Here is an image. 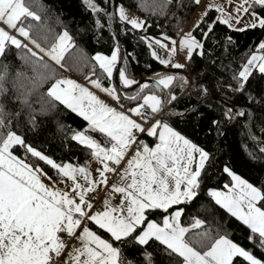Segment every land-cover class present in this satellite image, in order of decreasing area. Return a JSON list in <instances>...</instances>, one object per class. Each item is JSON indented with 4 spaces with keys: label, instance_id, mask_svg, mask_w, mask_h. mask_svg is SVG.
Listing matches in <instances>:
<instances>
[{
    "label": "snow or ice",
    "instance_id": "snow-or-ice-1",
    "mask_svg": "<svg viewBox=\"0 0 264 264\" xmlns=\"http://www.w3.org/2000/svg\"><path fill=\"white\" fill-rule=\"evenodd\" d=\"M199 2L195 0L196 4ZM83 3L97 17L103 14L111 20L118 13L120 21L127 22L133 29L144 27V21L130 19L125 8L122 5L117 7L113 0H102L104 7L94 0H83ZM235 10L250 15L251 21L245 25L246 28L264 29V0H244ZM29 17L39 19L24 0H0V24L3 25L0 26V56L9 46L22 47L21 40L12 34L13 31L29 38V31L23 26L24 20ZM217 19L232 27L230 17ZM205 23L206 28H201L199 23L196 25L200 39L189 32L179 41L180 47L187 50L189 61L196 50L200 56L205 55L204 45L210 39L216 21ZM95 26L97 29L102 27L99 18L95 20ZM142 39L148 41V48L152 47L149 37ZM163 39L171 40L167 36ZM71 40L72 37L65 31L59 37V42L49 50L41 48L34 40L32 43L40 52L60 64L71 46ZM225 40L227 44L233 43L231 36ZM154 43L167 48L161 39H155ZM171 43L173 47L168 60L158 58L155 52L151 55L159 59L161 65L184 68V64L171 62L177 41L171 40ZM258 49L261 54L253 52L238 75H232L231 80L235 84L227 83V88L233 93L246 94L249 101L257 103L256 96L246 85L253 77L254 70L264 76V41L258 44ZM120 51L117 44L110 56L96 53L93 59L110 83L116 72L124 88L137 85L136 94L121 97L115 86L102 87L99 79L91 83L107 93L120 109H124V101L130 103L142 99V103L129 106L126 111L147 122L146 125L137 122L124 110L110 107L86 87L70 79L56 80L47 91L49 99L41 106L42 111H47L48 106L55 107V102H59L88 122V128L74 132L71 139L90 149L91 155L103 164V170L97 169L98 181L92 180L85 167L57 163L28 144L21 135L11 131L10 121H6L11 114L6 113L0 104V264H136L137 259L141 260V264H264V190L249 183L228 166L223 168V172L230 177L231 186L224 184L226 192L208 188L206 195L251 230L246 239L253 248L261 251V256L258 258L253 251L229 239L226 231L220 235L218 230V238H213L208 232L201 233L203 239L211 240L209 245L204 246V251L192 247L185 239L190 229L181 226L184 208L179 206L190 204L200 195L201 185L208 175L206 164L210 160L207 151L176 131L168 122L173 115H183L168 106L177 100L174 89L179 87L183 90L187 86V79L167 73L156 74L151 78L154 80L152 88L160 89L161 94L153 92L141 96L149 86L129 78L124 66L127 60L120 56ZM32 55L36 56L37 53L32 52ZM121 60L124 65L118 67ZM3 79L0 76V81ZM3 91L0 85V94ZM200 93L206 96L208 89L201 87ZM23 103L28 104V101L25 99ZM144 108L150 109V113L143 112ZM223 115L231 121L237 115L244 116L245 112L225 104ZM29 120L35 127L31 113ZM89 132L102 134L105 147H101ZM145 132L149 137L158 135L159 142L154 147L137 139L138 134ZM134 145L135 153L127 160V167L120 174L126 182L112 185L113 192L121 197L118 204L111 205L109 197L103 211L93 212L91 201L95 197L88 194L95 193L97 184L107 185L105 173L116 171L108 162L120 165ZM15 146L23 149L24 157L13 154ZM28 154L38 158L37 162H25ZM39 161L54 170L55 179L47 176L38 166ZM78 174L86 184L77 182ZM64 178L72 181L71 196L68 191L53 187ZM45 179L49 183H45ZM74 197H78V201ZM161 218L162 225L157 222ZM201 223L197 219L192 227H199ZM93 226L96 230H93ZM70 238L79 241V246L73 244L71 250L66 251V240ZM148 248H153V252H148ZM127 253L132 254L131 258ZM156 257L159 259L156 260Z\"/></svg>",
    "mask_w": 264,
    "mask_h": 264
},
{
    "label": "trees",
    "instance_id": "trees-1",
    "mask_svg": "<svg viewBox=\"0 0 264 264\" xmlns=\"http://www.w3.org/2000/svg\"><path fill=\"white\" fill-rule=\"evenodd\" d=\"M94 2L104 7L102 0ZM24 3L39 19H25L23 26L29 31L27 42L21 48L7 47L5 54L0 56V76L4 77L0 81L4 89L0 94V104L6 113L11 114L6 117V121H10L11 131L21 135L28 144L57 163L87 166L94 160L91 150L71 137L74 132L87 129L88 122L59 102H55V107L48 106L47 111L41 110L42 104L49 99L48 89L58 80L61 72L65 71L70 77L85 83L99 79L104 87L114 84L121 97L135 95L136 85L127 88L130 91H121L116 84V72L110 83L93 59L96 53L110 56L118 44L122 57L127 60L126 65L122 60L121 66L126 67V74L131 79L142 82L164 73L186 77L187 86L183 90L179 87L174 89L177 100L168 106L183 115H173L168 122L176 131L207 151L210 160L206 164L208 175L201 185L200 195L190 204L179 206L184 208L180 223L190 229L185 239L192 247L204 251V246L209 245L211 240L203 239L201 233L208 232L213 238H218V230L220 235L226 231L229 239L253 251L259 258L261 251L253 248L246 239L251 230L216 205L214 199L206 195V190H227L225 183L231 186L230 177L223 172L225 166L264 190V76L254 70L253 77L246 85L259 103L249 101L246 94L233 93L227 88L228 82L235 84L231 80L232 75H238L250 55L259 52L258 44L264 41V29L257 27L239 31L229 28L217 21L216 12L210 10L200 24L201 28H206L205 22L216 21L210 39L204 45L205 55L200 56L195 51L184 68L175 69L161 65L151 55L148 41L142 37L164 40L163 37L167 36L178 40L198 7L195 0H113L117 7L123 5L143 19L144 27L140 30L120 21L118 13L111 20L103 14L97 17L84 5L83 0H24ZM97 18L102 25L99 29L95 26ZM65 31L72 40L60 64H56L32 43L34 40L41 48L49 50L59 42V37ZM194 33L200 39L199 30L196 29ZM228 36L232 37V44L226 43ZM32 52L37 55L33 56ZM152 85L148 83V89L141 96L153 92L161 94ZM201 87L208 89L206 96L201 95ZM25 99L28 104L23 103ZM141 101H124V110ZM225 104L234 109H243L245 115H237L229 121L223 115ZM29 113L35 119V127L29 120ZM213 121L218 123L214 124ZM88 134L105 146L102 134ZM142 140L149 146L155 143L154 138L145 134ZM13 154L24 157L23 149L18 146L14 147ZM37 160L30 154L25 158V162L34 163ZM38 166L48 176L56 178L50 166L42 161ZM197 219L202 221L201 225L192 227ZM93 230H96L95 226ZM147 250L153 252V248ZM127 255L131 258L132 254ZM136 264H141V260L137 259Z\"/></svg>",
    "mask_w": 264,
    "mask_h": 264
},
{
    "label": "rangeland",
    "instance_id": "rangeland-1",
    "mask_svg": "<svg viewBox=\"0 0 264 264\" xmlns=\"http://www.w3.org/2000/svg\"><path fill=\"white\" fill-rule=\"evenodd\" d=\"M207 1V2H206ZM203 2V3H202ZM202 3V4H200ZM206 3V4H205ZM205 4V5H203ZM121 6V5H119ZM118 6V7H119ZM123 6V5H122ZM126 10L127 16L130 19H137L140 21H143V19L141 17H139V15H137L136 13H134L133 11L129 10L127 7L123 6ZM213 7H217V9H219V15L218 17H224V18H228L230 16L229 13H227L226 11V6L223 4V2L221 0H200L198 7L195 11V13L193 14L189 24L187 25V27L185 28L184 32L181 34V36L179 37L176 44V52L171 54V62L172 63H181V64H187L188 62V55H187V50L185 48H181L179 41L184 37L185 34L191 32L193 35H195V30H196V25L199 23L201 24L202 21L204 20V18L206 17L205 13L208 14V12L210 11L209 9H213ZM216 16V19L218 18ZM240 17H242L241 22H239V24H237L235 21V23L232 21V18L230 19V23L232 24V29H247L245 27V25L247 23H249L251 21V17L249 14L245 13V12H241L240 13ZM218 20V19H217ZM219 21V20H218ZM127 23V22H126ZM130 25V24H129ZM142 29V28H141ZM140 30V29H138ZM172 40V39H171ZM171 40H162V43L167 45V48H163L157 44L154 43V40H152V47L150 48L151 53L155 52L157 54V57L160 59H165L168 60L170 58V50L172 49L173 45L171 43ZM198 51V50H196ZM195 52V51H194ZM193 52V53H194ZM199 52V51H198ZM157 59V58H156ZM159 60V59H158ZM98 64V63H97ZM99 66V65H98ZM169 67H171L169 65ZM73 80L75 82H77L78 84L82 85L83 87H86L90 92H92L93 94H95L100 100L104 101L105 103H107L110 107H116L114 106V104L111 102L110 97L108 96L107 93L101 91L100 89H97L94 87V85L89 82V83H85V82H79L76 81L75 78H73L72 76L69 77L67 80ZM78 80V79H77ZM102 87H104V85L101 84ZM111 86H114V84H112ZM63 87V85H62ZM149 93H145L144 95H148ZM118 110V108H117ZM119 111V110H118ZM127 114V113H126ZM130 115V114H129ZM98 142V141H97ZM99 143V142H98ZM149 145V144H148ZM103 147H105L104 145H102ZM135 151V148H134ZM127 166V163L124 164L123 167ZM122 167V168H123ZM48 176V175H47ZM81 177V176H78ZM244 179V178H243ZM79 182H81V180H79ZM48 183V181H47ZM58 184V187L61 189L62 187L64 188L67 184L66 181H64V179H62ZM215 190H219V191H224L226 192L227 190H221V189H215ZM107 195V194H106ZM111 196V195H108ZM259 206V205H258Z\"/></svg>",
    "mask_w": 264,
    "mask_h": 264
},
{
    "label": "crops",
    "instance_id": "crops-1",
    "mask_svg": "<svg viewBox=\"0 0 264 264\" xmlns=\"http://www.w3.org/2000/svg\"><path fill=\"white\" fill-rule=\"evenodd\" d=\"M222 2H223V4L226 6V11H227V13H229L230 14V16H231V18H232V21L234 22H236L237 24H239V22H241V20H242V17H240V13L241 12H243V11H241V12H239V13H237V11L235 10L236 9V7L238 6V5H241V4H243L244 3V0H221ZM207 2V1H206ZM203 3V2H202ZM202 3H200V4H202ZM206 4V3H205ZM205 4H203V5H205ZM211 10H214L215 12H216V16L218 17V15H219V9H217V7H213V9H211ZM217 20V19H216ZM218 21V20H217ZM231 22V21H230ZM234 22V23H235ZM0 26H3L2 24H0ZM11 31V30H10ZM12 34L13 35H16L17 36V38L18 39H20L21 40V44H23V43H26L27 42V40H28V38H24V37H21V36H19L18 35V33H16V32H12ZM257 54H261L260 52H256ZM158 60V59H157ZM167 67H169V66H167ZM115 73V72H114ZM68 79V78H67ZM67 79H65V80H67ZM76 81H79V82H81L80 80H76ZM141 83V82H140ZM115 86V85H114ZM137 86V85H136ZM116 87V86H115ZM117 88V87H116ZM125 90H130V89H127V88H124ZM110 99H111V102L114 104V106H116V108H118V110H124V109H120L119 108V106L112 100V98L110 97ZM141 103H142V101H141ZM137 106V105H136ZM135 107V106H134ZM126 113H127V111L126 110H124ZM127 114H130L131 116H133V118H137V117H135L133 114H131V113H127ZM145 135H147L146 133H145ZM149 137V136H148ZM149 138H154L155 139V143H158L159 142V140H158V135L157 136H155V137H149ZM155 143L152 145V146H149V147H154L155 146ZM101 145V144H100ZM109 147H110V145H108ZM101 147H103L102 145H101ZM134 148H135V146H133V148L132 149H130L129 150V152L126 154V156H125V158L121 161V164L120 165H118L119 166V171L122 173L123 172V170L127 167V166H125V167H123L124 166V164H126L127 163V160L128 159H131V157H132V155H134V153H135V151H134ZM73 165V164H72ZM73 166H76V165H73ZM77 167H85L86 168V170H87V172L90 174V176H91V178H92V180L93 181H98L99 179H100V177H99V172L97 171V169H100V170H103V164L100 162V160H98V159H96V158H94V160L91 162V164H89V165H87V166H77ZM123 167V168H122ZM105 175H107V173H105ZM79 176V174L77 175V182H79V180H81V182H79V183H81V184H86V182H85V180L83 179V177L81 176V177H78ZM47 179H45L44 180V182L45 183H47ZM64 181H66V186L63 188H59L58 187V184L56 183V184H54L53 185V187L54 188H58V189H60L61 191H68L69 192V195L71 196V194H72V187H73V184H72V181L71 180H69V179H67V178H64ZM48 183H49V181H48ZM101 185H104V184H101ZM117 194V196H118V199H114L112 196H108V194L106 195V194H103V195H101V197L98 199V201H97V203H96V206L95 207H93V209H92V211L94 212V211H97V210H99V211H103L104 210V206H105V201L106 200H109V197H111V199H110V204L111 205H113V206H115V205H117L118 204V202H119V200H120V194L119 193H116ZM74 199H76L77 201H78V197H74ZM158 223H161V225H162V220H161V222H158ZM182 226V225H181ZM183 227V226H182ZM79 231V230H78ZM186 235V234H185ZM68 250H71V249H68ZM67 250V251H68ZM63 258V257H62Z\"/></svg>",
    "mask_w": 264,
    "mask_h": 264
},
{
    "label": "built area",
    "instance_id": "built-area-1",
    "mask_svg": "<svg viewBox=\"0 0 264 264\" xmlns=\"http://www.w3.org/2000/svg\"><path fill=\"white\" fill-rule=\"evenodd\" d=\"M69 77H70L69 73L63 71V72L60 73V75L58 77V80H65V79H67ZM142 111L145 112L146 114L150 113V109H148V108H144V109H142ZM136 119H137V122H140V123L145 124V125L147 124V122L141 121L139 118H136ZM145 133L138 134L137 139L138 140H142V136ZM108 163H109L110 167H115L116 171L107 173V175H106L107 178H108L107 185L97 184L95 193H89L88 194L89 196H94L95 197L91 201L93 203V207L96 206V203H97L98 199L103 194H108V195H111L114 199H118L117 194L115 192H113V190H112V185L113 184L122 185V184H124L126 182V181L121 179V175H120L121 172L119 171V169H120L119 166L118 165H113L112 162H108ZM66 244H67V248H66V251H67L68 249H71L73 244H75L76 246H79V241H76L74 238H70V239L66 240ZM62 257H63V254H62Z\"/></svg>",
    "mask_w": 264,
    "mask_h": 264
},
{
    "label": "water",
    "instance_id": "water-1",
    "mask_svg": "<svg viewBox=\"0 0 264 264\" xmlns=\"http://www.w3.org/2000/svg\"><path fill=\"white\" fill-rule=\"evenodd\" d=\"M110 10V9H109ZM119 48H120V50H121V47H120V45H119ZM120 56L122 57V53H121V51H120ZM121 63H122V60L119 62V64H118V67H120L121 66ZM116 84H117V86L119 87V89L121 90V91H130V90H125L124 88H122L121 87V85H120V83H119V80H118V75H117V73H116ZM141 83H154V80H152V79H149V80H144V81H142ZM160 90V89H159Z\"/></svg>",
    "mask_w": 264,
    "mask_h": 264
}]
</instances>
